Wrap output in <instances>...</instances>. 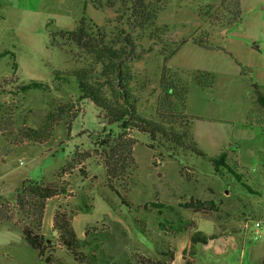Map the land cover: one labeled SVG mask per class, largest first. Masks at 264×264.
<instances>
[{
    "label": "rangeland",
    "instance_id": "obj_1",
    "mask_svg": "<svg viewBox=\"0 0 264 264\" xmlns=\"http://www.w3.org/2000/svg\"><path fill=\"white\" fill-rule=\"evenodd\" d=\"M13 5L0 0V264H87L59 241L57 211L79 238L94 239L83 253L110 263L264 264V0H95L101 12L84 13L83 45L67 34L52 45L61 29L40 11L19 22ZM100 40L124 57L138 115L187 129L209 156L226 151L251 190L137 128L129 129L134 162L109 175L120 129L80 98L74 76L83 71L115 102L107 59L85 46ZM32 81L50 88L18 89ZM27 129L49 137L23 138ZM26 179L67 187L36 229L43 256L25 239L24 227L36 224L16 202ZM196 231L216 238L192 246Z\"/></svg>",
    "mask_w": 264,
    "mask_h": 264
},
{
    "label": "trees",
    "instance_id": "obj_2",
    "mask_svg": "<svg viewBox=\"0 0 264 264\" xmlns=\"http://www.w3.org/2000/svg\"><path fill=\"white\" fill-rule=\"evenodd\" d=\"M141 12L142 11H137V13ZM240 13L241 12H239V14ZM141 15L144 16V12ZM84 24L85 21L84 18H82L80 20L79 26L75 30H59L57 32H51L52 45H55L53 41L55 35L62 36L64 34H67V36H70L73 39L74 37L76 39L77 36L76 41L78 44L83 45L82 40L85 37ZM85 46H87L86 48H91L92 50L96 48L95 51L98 53L99 58L105 56L107 59V69L112 74L113 88L115 93L114 103H111L103 95L100 88L96 87L87 80L88 76L86 73L80 71L74 75L81 93L80 98L82 100L90 99L99 109L102 111L104 110L109 124L115 123L120 129V132L112 142L113 144H110L111 146L109 147L108 155L106 157V165L109 175H117L118 171L124 169L126 170V165H130L134 162L133 146L135 141L129 136V129L137 128L140 131L148 133L154 141H167L169 144L168 148L173 156H184L187 154V152H189L196 157L204 159L208 158L212 167L215 168L217 172L225 171L234 176L238 182L244 185L242 181V175L238 173L236 168L227 162L226 151H222L218 155L209 156L198 146L197 142L187 129L179 131L175 129L174 122H170L169 125H166L163 122L155 121L153 119H148L138 115L136 112V105L134 103L137 100V97L130 91V75L128 71L122 66V63L125 59L120 54V51L106 46V43L103 40L98 41V43ZM14 66L16 65L14 64ZM55 76H59V72L56 71ZM49 86L50 85L47 83L32 81L28 84L21 85L18 89L23 92H28L33 89L45 90L50 88ZM259 99L260 101L264 102V99L261 97V95ZM73 118H77V115ZM47 134H49V131L43 133V131L41 132L40 130L27 129L25 133H22V137L42 143L45 142L49 137H46ZM244 186L251 190L249 186ZM15 192L16 202L19 210L23 215L33 218L36 224L34 227H24L25 239L33 248L39 251L40 256H43L46 239L44 235H39L36 233V229L37 227L40 228V225L43 222L48 200L58 195L67 193V187L65 184L59 182H38L35 180L26 179L20 187L15 189ZM152 205L154 207L163 206L158 203H152ZM9 216L10 215H7V217ZM53 222V228L54 230H57L59 234V241L62 242L63 246L67 248V250L74 256L76 260L85 262L87 264L110 263L108 260L103 259V255L100 257L99 254L101 253L99 251L91 255H87L82 252L81 249L89 246L91 242L94 241V239L88 240L87 238H79L72 225L71 217H69L67 213H61V211H57L54 215ZM215 238L216 235H208L203 231H196L192 234L190 240L192 246H194L199 243L208 244ZM110 264L117 263L111 262ZM123 264L141 263L126 261Z\"/></svg>",
    "mask_w": 264,
    "mask_h": 264
},
{
    "label": "crops",
    "instance_id": "obj_3",
    "mask_svg": "<svg viewBox=\"0 0 264 264\" xmlns=\"http://www.w3.org/2000/svg\"><path fill=\"white\" fill-rule=\"evenodd\" d=\"M13 13L12 16L19 22L25 21L36 11H40L42 15H47L48 22L55 23L56 27L61 30H75L78 27L79 20L84 13L95 17L101 12V8L94 5L95 0H12ZM94 1V2H93ZM106 1V0H100ZM3 8V7H2ZM5 11V10H4ZM3 11V12H4ZM93 13H92V12ZM7 14L4 12L3 19ZM51 17H53V20ZM97 21V19H96ZM225 31V30H223Z\"/></svg>",
    "mask_w": 264,
    "mask_h": 264
},
{
    "label": "built area",
    "instance_id": "obj_4",
    "mask_svg": "<svg viewBox=\"0 0 264 264\" xmlns=\"http://www.w3.org/2000/svg\"><path fill=\"white\" fill-rule=\"evenodd\" d=\"M261 205L264 207V201L261 202ZM261 224H262V220H258L256 222L257 232H260Z\"/></svg>",
    "mask_w": 264,
    "mask_h": 264
},
{
    "label": "water",
    "instance_id": "obj_5",
    "mask_svg": "<svg viewBox=\"0 0 264 264\" xmlns=\"http://www.w3.org/2000/svg\"><path fill=\"white\" fill-rule=\"evenodd\" d=\"M264 8V5L262 6V9Z\"/></svg>",
    "mask_w": 264,
    "mask_h": 264
}]
</instances>
